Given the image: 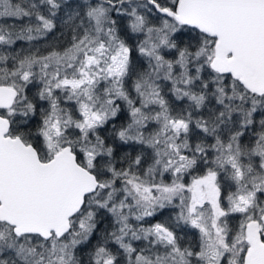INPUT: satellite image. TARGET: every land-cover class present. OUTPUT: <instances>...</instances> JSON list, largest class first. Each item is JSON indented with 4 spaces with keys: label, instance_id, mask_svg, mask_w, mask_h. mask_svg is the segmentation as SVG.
<instances>
[{
    "label": "snow or ice",
    "instance_id": "obj_1",
    "mask_svg": "<svg viewBox=\"0 0 264 264\" xmlns=\"http://www.w3.org/2000/svg\"><path fill=\"white\" fill-rule=\"evenodd\" d=\"M0 264H264V0H0Z\"/></svg>",
    "mask_w": 264,
    "mask_h": 264
}]
</instances>
